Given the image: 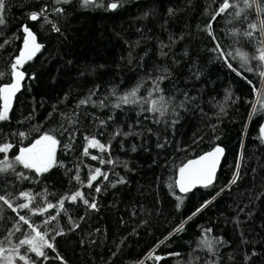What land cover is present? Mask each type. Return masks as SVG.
Wrapping results in <instances>:
<instances>
[{
  "label": "trees",
  "instance_id": "trees-1",
  "mask_svg": "<svg viewBox=\"0 0 264 264\" xmlns=\"http://www.w3.org/2000/svg\"><path fill=\"white\" fill-rule=\"evenodd\" d=\"M221 3L5 0L0 86L12 81L10 65L23 50L24 26L43 47L24 63L23 89L0 121V146L14 145L0 160L14 162L20 148L44 133L60 143L47 172L19 164L15 172H0V195L16 209L0 201V246H18L38 227L54 250L45 248L40 257L20 247L30 264H264V61L258 59L264 0H249L252 7L229 0L235 7L213 19ZM33 12L43 15L33 21ZM217 44L227 63L214 51ZM154 82L161 91L153 90ZM137 86L138 99L164 97V116L149 111L152 105L143 99L121 103ZM93 138L103 151L90 147ZM217 145L225 158L215 183L181 194L179 168ZM97 168L103 175L91 181ZM77 191L96 208L81 198L65 199ZM25 203L28 209L18 207ZM203 240L212 241L211 250ZM14 261L25 264L18 256Z\"/></svg>",
  "mask_w": 264,
  "mask_h": 264
},
{
  "label": "snow or ice",
  "instance_id": "snow-or-ice-1",
  "mask_svg": "<svg viewBox=\"0 0 264 264\" xmlns=\"http://www.w3.org/2000/svg\"><path fill=\"white\" fill-rule=\"evenodd\" d=\"M57 2H61V0H57ZM64 3L69 2V0H63ZM95 0H84V4H92ZM245 4L248 5V7H252V4L249 3V0H244ZM118 5L116 3H112L110 7L112 9H115ZM235 5L230 4L229 0H222L221 5L218 8V11L213 16V19H215L216 16H219L220 14L224 13L227 9L233 8ZM257 8L259 9V5H257ZM5 9V0H0V24L4 23L3 20V12ZM264 10V9H261ZM58 12H62L63 9H57ZM43 15V12L36 13L33 12L30 14V19L35 21L40 18V16ZM237 16L240 15L239 12L236 13ZM55 31H60L59 28H56L55 25H53ZM210 27V26H209ZM249 27L251 29H256V24H249ZM24 32L27 33L26 38L24 39V47L23 50L20 51L19 55L15 58L14 62L10 65L11 68V75L13 78V81L10 83L3 84L0 86V96L3 97L4 101V108L3 111L0 112V121L6 120L7 113L9 111L10 103L12 98L15 96L16 92H18L21 88V82L25 77V73L21 71L20 69L23 67L24 63L26 61H30L33 59V57L36 55L37 52L40 51V49L43 47L41 44L36 42V37L33 34V32L27 27L24 26ZM261 31L264 32V21H261ZM246 36H251L252 32H246L244 33ZM214 51H220L221 55L224 56L225 62H228V55L224 53V50L220 47L219 44L216 45V48ZM242 60L245 62L247 61V56H242ZM258 59L264 61V49L260 50V56ZM228 67H232L231 63H228ZM235 70V69H233ZM251 71V69H248ZM262 76H264V72L260 73ZM3 74L0 73V76ZM163 77H160L159 80H162ZM154 91H161L159 87L158 82H154ZM115 91V90H113ZM139 91V86L132 89L129 93L121 96L119 99L121 103L128 104V103H139L140 99L143 98H137V92ZM151 96V93H149ZM90 97L86 100H81L80 104H86L90 102ZM151 103L152 107L149 109V111L154 113H159L160 116H164L165 112L167 111L166 108V101L163 96L159 97V99H152L147 100L143 99V103ZM103 102H101L102 104ZM182 106V105H181ZM116 107H120V104H117ZM255 111V110H254ZM262 133H264V127L260 130ZM117 135L120 133L117 132ZM21 136L24 135V133H20ZM60 141L54 136L50 135L48 133H44L39 139H37L34 143L31 144L30 147L26 148H20L19 154L14 156V162L10 161L7 156H5L2 160H0V172H8L9 170H12L15 172V164L22 165L24 169L28 170H34L36 173H44L47 172L54 163L55 160V153L58 144ZM90 147H100V149L104 150V145L100 144L99 141L95 140L94 138L89 140ZM14 147L11 143H4L2 146H0V153H8L12 148ZM224 149L222 147L216 146L212 151L207 152L203 155H201L198 159H193L187 161L183 166L179 168V179L175 182L180 191L187 193L192 188L197 187L198 185H201L203 187L210 186L214 179L215 174L217 171V168L220 163V158L223 155ZM85 154H87V149H85ZM92 159H99L96 156H93ZM103 162V161H101ZM18 176L27 178L25 176V173L20 172L17 173ZM103 175L101 173V170L97 168L95 170V174L90 177L91 181H96L98 177ZM239 178V166H237V171L232 179V183H236L237 179ZM75 179L79 180V176H76ZM104 179H107V176L104 175ZM89 188L93 187L92 183H89L87 185ZM96 192H100L101 189L99 187H96L94 189ZM23 197H30L31 200H34L35 197L30 196L29 193L24 192L21 193ZM77 198L83 199V193L80 191L75 192V194L71 195L70 197H65V199H70L71 201L75 202L77 201ZM178 200H180V197H177ZM214 199V197H213ZM0 201H3L4 204H6L9 208H12L13 211H16L15 208H13V204L10 202L9 199L6 198L5 195H0ZM83 203L88 205L90 208L95 209L96 204L90 203L87 199H83ZM207 203H211V201L206 202L204 207L207 206ZM64 205V199L59 201V206L63 208ZM29 204H20L18 207L20 209H28ZM56 207V205L52 203H48L47 208L51 209ZM201 209H197V212H199ZM43 211V210H42ZM18 214V213H17ZM33 214H36L33 212ZM194 213L193 215H195ZM19 219L21 221H24L25 224L32 226L30 224V221L25 218V216H19ZM52 219H55L53 216ZM191 219V217H189ZM47 223V221H45ZM183 230V225H180L176 231L179 232ZM34 235H32L30 238H25L19 240L18 246H14L12 248H5L3 246H0V261L3 262V264H15L14 257L18 256L20 260L25 261V264H30L29 258L26 255H22L19 253V248L22 246H27L26 252H32L35 253L37 256L45 257V252L43 249L50 248L54 250V245L49 242L47 239V233H42L38 227L33 228ZM210 231V230H207ZM62 233L57 232V235H60ZM202 243L208 247L209 250L212 249V241L209 240H203ZM5 253H10V255H5ZM155 259L159 260L161 257H155ZM34 264V262H32Z\"/></svg>",
  "mask_w": 264,
  "mask_h": 264
},
{
  "label": "water",
  "instance_id": "water-1",
  "mask_svg": "<svg viewBox=\"0 0 264 264\" xmlns=\"http://www.w3.org/2000/svg\"><path fill=\"white\" fill-rule=\"evenodd\" d=\"M110 8H111V7H110ZM111 9H112V8H111ZM112 10H114V9H112ZM20 70L23 71V72L25 73V71H24L22 68H21ZM25 80H26V73H25V77H24V79H23L22 82H21V88H20V90H19L18 92H16L15 96H14V97L12 98V100H11L9 110L13 108L14 103H15V100H16L18 94H19V93L21 92V90L23 89V85H24V81H25ZM12 81H13V78H12ZM12 81H11V82H12ZM1 101H2V108H4V101H3V97H2V96H1ZM263 127H264V125H263ZM263 134H264V133H263ZM217 146L222 147V146H220V145H217ZM215 147H216V146H215ZM215 147H214V148H215ZM214 148H213V149H214ZM222 148H223V147H222ZM213 149H211V150H209V151H206V152L200 154L199 156L194 157V158H191V159H189V160L198 159L201 155H203V154H205V153H207V152H210V151H212ZM223 149H224V148H223ZM224 158H225V149H224L223 155H222L221 158H220V163H219V166H218V168H217V171H216V174H215V179H214L213 183H215V181H216L217 175H218V173H219V171H220V169H221V166H222V163H223ZM189 160H188V161H189ZM185 163H187V161H186ZM185 163H184V164H185ZM184 164H183V165H184ZM183 165H182V166H183ZM178 179H179V171H178V173H177L176 181H177ZM213 183H212V184H213ZM212 184H211V185H212ZM176 185H177V184H176ZM211 185H210V186H211ZM201 187H203V186L198 185L197 187L192 188V189H191L190 191H188L187 193H184V192H181V191H180V189H179V187H178V185H177V189H178V191H179L181 194H183V195L188 194V193L194 191L195 189H197V188H201Z\"/></svg>",
  "mask_w": 264,
  "mask_h": 264
},
{
  "label": "rangeland",
  "instance_id": "rangeland-1",
  "mask_svg": "<svg viewBox=\"0 0 264 264\" xmlns=\"http://www.w3.org/2000/svg\"><path fill=\"white\" fill-rule=\"evenodd\" d=\"M30 147V146H29Z\"/></svg>",
  "mask_w": 264,
  "mask_h": 264
}]
</instances>
